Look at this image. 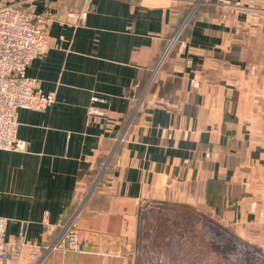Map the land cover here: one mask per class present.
I'll list each match as a JSON object with an SVG mask.
<instances>
[{
	"label": "crops",
	"instance_id": "0c3cea01",
	"mask_svg": "<svg viewBox=\"0 0 264 264\" xmlns=\"http://www.w3.org/2000/svg\"><path fill=\"white\" fill-rule=\"evenodd\" d=\"M19 2L60 21L25 70L54 103L18 109L25 149L0 150L5 240L41 248L78 209L81 249L44 264H139L144 240L164 236L144 230L150 213L183 208L225 224L264 264V0Z\"/></svg>",
	"mask_w": 264,
	"mask_h": 264
},
{
	"label": "built area",
	"instance_id": "2783aa9c",
	"mask_svg": "<svg viewBox=\"0 0 264 264\" xmlns=\"http://www.w3.org/2000/svg\"><path fill=\"white\" fill-rule=\"evenodd\" d=\"M21 5L19 0H0V150L8 151L25 149V142L16 135V111L43 112L54 103V93L40 92L37 80L29 78L25 70L32 60L43 56L52 47L47 27L60 20L33 15ZM84 17L85 12L70 13L61 22L77 23ZM164 101L161 99L160 102L164 104ZM91 102L104 103L105 99L92 96ZM90 113L103 115L95 107L90 108ZM210 156L205 154L207 158ZM77 212L78 209L60 228L54 240L41 248L28 244L22 237L6 241L7 219L0 217V264H25L26 258L30 259L28 264H44L54 251L80 250L86 237L77 229Z\"/></svg>",
	"mask_w": 264,
	"mask_h": 264
},
{
	"label": "rangeland",
	"instance_id": "374dc122",
	"mask_svg": "<svg viewBox=\"0 0 264 264\" xmlns=\"http://www.w3.org/2000/svg\"><path fill=\"white\" fill-rule=\"evenodd\" d=\"M157 75L158 72L155 78ZM151 79L150 84L140 95L135 109L149 92L150 85L155 80ZM158 101L161 103V99ZM124 132L126 130L122 134ZM228 228L223 223L212 222V219L204 216L203 213L195 212L193 209H172L165 212L159 211L158 214L151 212L144 230L148 234L150 232H154V234L163 232V240H157L155 244L150 239L144 240V242H147L148 248L144 247L139 251L137 255L141 259L138 262L139 264H143V261L146 264H194L193 259L196 253L201 264L254 263V258L257 257L251 255L254 251L249 252L250 254L246 253L250 249L238 240ZM197 232H200V236ZM183 235L186 237L184 240L182 239ZM185 244H187V247H185ZM194 244L196 245L194 246ZM197 246L199 247L197 248ZM173 251H178V253H173Z\"/></svg>",
	"mask_w": 264,
	"mask_h": 264
},
{
	"label": "water",
	"instance_id": "95a60500",
	"mask_svg": "<svg viewBox=\"0 0 264 264\" xmlns=\"http://www.w3.org/2000/svg\"><path fill=\"white\" fill-rule=\"evenodd\" d=\"M173 43H174V41H173V42H171V44L169 45V48L167 49V51H166L165 55L163 56V58L161 59V61H160V62H159V64L157 65V67H158V66H159V68L161 67V65H162V62H163V59L166 57V55H167V53L169 52V50L171 49V47H172ZM149 84H150V82H149Z\"/></svg>",
	"mask_w": 264,
	"mask_h": 264
},
{
	"label": "bare ground",
	"instance_id": "6f19581e",
	"mask_svg": "<svg viewBox=\"0 0 264 264\" xmlns=\"http://www.w3.org/2000/svg\"><path fill=\"white\" fill-rule=\"evenodd\" d=\"M158 69H159V66L158 67H156V69L154 70V73H153V78H155V75H156V73L158 72Z\"/></svg>",
	"mask_w": 264,
	"mask_h": 264
},
{
	"label": "trees",
	"instance_id": "16d2710c",
	"mask_svg": "<svg viewBox=\"0 0 264 264\" xmlns=\"http://www.w3.org/2000/svg\"><path fill=\"white\" fill-rule=\"evenodd\" d=\"M46 261V260H45Z\"/></svg>",
	"mask_w": 264,
	"mask_h": 264
}]
</instances>
